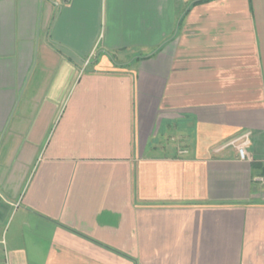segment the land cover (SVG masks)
<instances>
[{
	"label": "crops",
	"instance_id": "crops-1",
	"mask_svg": "<svg viewBox=\"0 0 264 264\" xmlns=\"http://www.w3.org/2000/svg\"><path fill=\"white\" fill-rule=\"evenodd\" d=\"M0 260L264 264V0H0Z\"/></svg>",
	"mask_w": 264,
	"mask_h": 264
},
{
	"label": "built area",
	"instance_id": "built-area-1",
	"mask_svg": "<svg viewBox=\"0 0 264 264\" xmlns=\"http://www.w3.org/2000/svg\"><path fill=\"white\" fill-rule=\"evenodd\" d=\"M250 132L245 131L239 136L229 140L226 145H231L237 150L238 157L241 160L249 159L248 147L250 145ZM0 264H9L6 260H0Z\"/></svg>",
	"mask_w": 264,
	"mask_h": 264
}]
</instances>
